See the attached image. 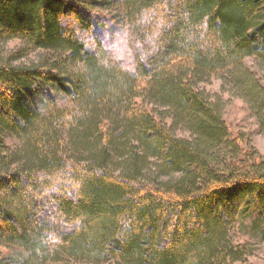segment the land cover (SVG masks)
I'll list each match as a JSON object with an SVG mask.
<instances>
[{
	"label": "trees",
	"instance_id": "trees-1",
	"mask_svg": "<svg viewBox=\"0 0 264 264\" xmlns=\"http://www.w3.org/2000/svg\"><path fill=\"white\" fill-rule=\"evenodd\" d=\"M248 59L264 0H0V264L245 262L264 155L205 86L264 134Z\"/></svg>",
	"mask_w": 264,
	"mask_h": 264
},
{
	"label": "rangeland",
	"instance_id": "rangeland-1",
	"mask_svg": "<svg viewBox=\"0 0 264 264\" xmlns=\"http://www.w3.org/2000/svg\"><path fill=\"white\" fill-rule=\"evenodd\" d=\"M89 1V0H87ZM92 1V0H91ZM93 1H105V0H93ZM108 1V0H107ZM96 14L105 18L114 17V14L106 10L95 11ZM18 46L17 42H13L9 45V48ZM255 62L252 59L246 60V66L259 72V68L255 66ZM260 76L264 78V71L259 72ZM206 90L213 96H220L225 103V120L234 136H240L245 141L249 142L251 147H254L257 152L264 155V134L260 132L256 124L255 119L252 118V114L249 107L240 99L232 97L228 92L222 91V84L218 79H213L205 86ZM241 241L247 238L240 237ZM1 255H7L6 250H0ZM237 264H264V243L258 244L253 252V255L249 257L245 262Z\"/></svg>",
	"mask_w": 264,
	"mask_h": 264
}]
</instances>
